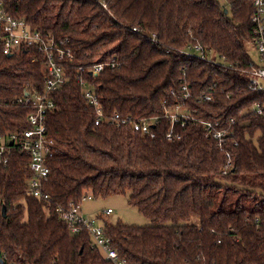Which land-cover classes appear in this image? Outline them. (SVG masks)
<instances>
[{"label": "trees", "instance_id": "1", "mask_svg": "<svg viewBox=\"0 0 264 264\" xmlns=\"http://www.w3.org/2000/svg\"><path fill=\"white\" fill-rule=\"evenodd\" d=\"M5 7L68 39L75 56L47 120L48 198L28 194V155L13 148L0 166L8 264H109L90 233H72L57 211L90 193L128 194L150 218L145 226H104L131 264H264V89L250 88L244 73L263 64L246 46L256 36L252 0H5ZM112 59L115 66L91 75ZM78 74L96 87L106 116L157 117L154 136L96 124ZM44 82L36 48L9 56L0 47V134L29 128L33 106L19 99ZM178 106L188 118L172 122L166 109ZM200 121L219 122L215 129L230 135L219 141Z\"/></svg>", "mask_w": 264, "mask_h": 264}, {"label": "built area", "instance_id": "2", "mask_svg": "<svg viewBox=\"0 0 264 264\" xmlns=\"http://www.w3.org/2000/svg\"><path fill=\"white\" fill-rule=\"evenodd\" d=\"M253 15L252 22L256 27L255 46L259 55L262 56L263 64L251 69L244 70L248 85L252 89H264V0H252ZM154 36L153 38H155ZM68 39L57 38L51 33H46L31 27L25 18L13 17L5 7V0H0V47L8 55H15L27 48H36L43 54V71L45 75L44 87L41 90L26 91L24 97L19 102L30 104L33 110L28 114L29 128L21 132H12L10 134H0V166H7L10 163L13 148L29 156V166L32 175L28 181V194L37 198H48L44 191V183L49 173V157L52 155L53 139L48 136L47 120L49 114L56 108L55 93L69 83L71 71L68 63L75 59L71 47L67 46ZM199 49V46H195ZM188 55L202 54L189 49ZM35 59V58H34ZM221 61H214L221 63ZM115 66V60L101 61L96 63L90 70L91 75L97 76L105 65ZM223 64V63H222ZM224 65V64H223ZM77 81L83 87L86 100L96 109V124L103 121H109L116 126L130 125L134 131L154 136V126L158 122L157 117L136 119L131 115H125L115 112L111 116H106L96 87L83 75L76 76ZM185 87V86H184ZM186 97L189 95L187 92ZM211 99L210 96L206 97ZM257 113L262 114L263 110L260 104L255 105ZM166 114L172 119V122L185 120L188 115L181 110V107L175 110L166 109ZM205 128L206 133L211 134L219 141L230 135L225 130H216L219 122L200 121ZM173 130L168 133L171 139ZM13 142L11 145L10 142ZM227 165L224 166L225 173L230 166V153H227ZM85 198L91 199V195ZM57 211L62 220L69 226L72 233H78L86 229L92 240V247L100 250L109 264H131L122 257L119 248L115 245L113 238L109 236L104 226H98L94 219L86 217L82 213L81 204H71L69 207L57 206ZM111 208L104 210V214L109 215ZM0 264L7 263V254L0 249Z\"/></svg>", "mask_w": 264, "mask_h": 264}, {"label": "rangeland", "instance_id": "3", "mask_svg": "<svg viewBox=\"0 0 264 264\" xmlns=\"http://www.w3.org/2000/svg\"><path fill=\"white\" fill-rule=\"evenodd\" d=\"M248 51L253 59L260 62L259 53L252 41L246 44ZM221 61V60H218ZM91 199L84 198L81 202L83 214L91 219H94L98 226L115 225L118 223L145 226L151 223L150 218L144 215L139 209L130 204L128 194H112L108 196L94 195ZM111 208L112 212L109 215L104 214V210ZM192 222H198L197 217H193Z\"/></svg>", "mask_w": 264, "mask_h": 264}, {"label": "water", "instance_id": "4", "mask_svg": "<svg viewBox=\"0 0 264 264\" xmlns=\"http://www.w3.org/2000/svg\"><path fill=\"white\" fill-rule=\"evenodd\" d=\"M226 11H227V9H226ZM9 56H12V55H9ZM10 144L12 145L13 142L11 141ZM5 212H6V207L4 206V208H3V214H5Z\"/></svg>", "mask_w": 264, "mask_h": 264}]
</instances>
